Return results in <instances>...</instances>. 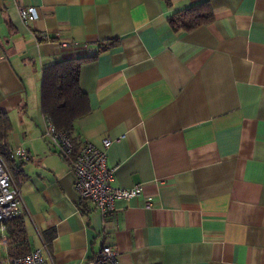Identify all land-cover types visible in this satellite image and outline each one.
Masks as SVG:
<instances>
[{"label": "crops", "instance_id": "1", "mask_svg": "<svg viewBox=\"0 0 264 264\" xmlns=\"http://www.w3.org/2000/svg\"><path fill=\"white\" fill-rule=\"evenodd\" d=\"M204 1L211 22L173 28ZM21 5L39 16L23 20ZM79 57L93 58L80 76L91 110L73 138H112L114 185L143 187L107 217L43 137V71ZM2 115L46 264H88L103 245L121 264H264V0H0Z\"/></svg>", "mask_w": 264, "mask_h": 264}, {"label": "built area", "instance_id": "2", "mask_svg": "<svg viewBox=\"0 0 264 264\" xmlns=\"http://www.w3.org/2000/svg\"><path fill=\"white\" fill-rule=\"evenodd\" d=\"M19 12L25 21L39 16L34 6L21 5ZM44 123L43 137L51 149L70 164L81 202H92L103 217H107L116 210L118 201L130 200L142 194L143 187L140 185L132 188L114 185L116 167L107 163V149L113 143L112 138L102 139L101 145L87 139L80 140L77 144L69 134L58 130L51 120L46 118ZM13 151L23 161L30 159L29 152L23 146H18ZM22 206L21 188L0 154V264H46L40 247L32 248L24 254H16L12 250L15 246V242H12V222L22 217ZM88 264H121L117 248L103 245Z\"/></svg>", "mask_w": 264, "mask_h": 264}, {"label": "trees", "instance_id": "3", "mask_svg": "<svg viewBox=\"0 0 264 264\" xmlns=\"http://www.w3.org/2000/svg\"><path fill=\"white\" fill-rule=\"evenodd\" d=\"M213 18L210 3L204 1L178 11L170 20L175 30H191L208 24ZM92 59V57H79L60 60L47 66L43 71V115L51 120L58 130L66 132L71 137L75 122L91 110L89 98L81 89L80 76L82 66ZM11 131L9 118L5 115L0 116V154L4 159L10 154L7 138ZM12 226V242H15L13 252L16 254L28 252L31 248L22 217L14 219Z\"/></svg>", "mask_w": 264, "mask_h": 264}, {"label": "rangeland", "instance_id": "4", "mask_svg": "<svg viewBox=\"0 0 264 264\" xmlns=\"http://www.w3.org/2000/svg\"><path fill=\"white\" fill-rule=\"evenodd\" d=\"M43 124H44V123H43ZM43 129H44V125H43ZM18 146H20V145H18ZM18 146H16V147H18ZM16 147H15V148H16Z\"/></svg>", "mask_w": 264, "mask_h": 264}, {"label": "bare ground", "instance_id": "5", "mask_svg": "<svg viewBox=\"0 0 264 264\" xmlns=\"http://www.w3.org/2000/svg\"><path fill=\"white\" fill-rule=\"evenodd\" d=\"M12 174V173H11Z\"/></svg>", "mask_w": 264, "mask_h": 264}]
</instances>
